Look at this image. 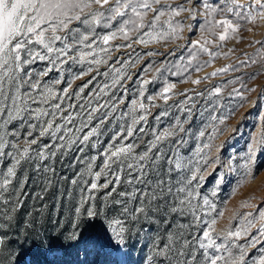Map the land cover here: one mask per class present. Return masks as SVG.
Returning <instances> with one entry per match:
<instances>
[{
    "label": "snow or ice",
    "instance_id": "6c2138e0",
    "mask_svg": "<svg viewBox=\"0 0 264 264\" xmlns=\"http://www.w3.org/2000/svg\"><path fill=\"white\" fill-rule=\"evenodd\" d=\"M187 3L193 4V0H187ZM197 9L203 17L202 22H198L201 36L186 49V62L173 64L175 71L167 67L153 68L151 63L143 71H171L172 75L181 76L193 68L195 72H201L205 65L210 66L211 61L221 55L213 48L237 39L242 28L251 32L253 27L264 25V0H195L192 7L184 3L174 7L171 0H0V165H3L0 169V204L8 206L14 198L19 200L16 192L27 183V177L18 176L22 163L33 158L43 162L56 154L47 151L50 147L47 143L33 148L38 145L34 132L39 137H49L57 150H70L74 144L87 145L90 141L96 147L101 135L99 126L120 120L123 123L100 153L103 160L99 171H92L98 157L89 159L88 171L94 176V182L88 186L87 198H81V207L94 199L92 190L112 185L108 195L116 193L123 198H114L113 203L122 205L121 213L130 218L146 215L153 208L159 209L161 204L168 212L190 217L188 224L179 226L181 231L169 235L163 247L158 248L156 255L164 258L161 264L165 261L167 264H264V210L256 215L247 212L236 221L235 227L229 223L218 229L224 211L217 212L215 203L207 196L201 198L191 187L192 181L204 179L201 174V162L207 163L204 150L211 149L213 141L224 135L226 121L236 113L218 115L224 108L219 99L206 105L204 111L209 113L210 122L203 125L195 139H206L207 142L198 143L194 156L186 158L180 148L187 144L191 135L193 116L196 113L203 116L196 108L194 96L205 97L204 92L185 89L178 93L185 97L176 105L184 119L177 117L160 129L153 126L152 139L141 151H137L141 148L137 137L145 132L144 125L152 115V108L159 107L158 100L164 104L172 100L177 95L176 84L166 83L158 93L146 96L147 85L157 77H138L135 98L128 100L125 109H120L127 99V88L122 82L132 79L128 69L135 67V62L131 57L123 59L114 53L134 49V46L147 47L152 43L182 39L185 25L177 18L188 13L195 19ZM158 54L145 53L146 56ZM200 54H206L209 60L199 63ZM169 55H175V51ZM177 59L184 61L183 53ZM193 61H197L195 66ZM38 63L44 66L40 70L32 68ZM251 63L257 61L253 59ZM239 64L247 66L248 61L241 60ZM101 66L106 70L101 72ZM74 68L79 71H73ZM230 70L239 69L230 64L203 77L193 79L189 75L182 82L200 85L218 73ZM65 73L69 78L66 79ZM96 75L110 79V83L105 82L98 91L90 93L85 103H66L73 98L75 101L84 99L81 94ZM85 76L91 79L73 90V83ZM117 88L124 89L122 97L115 95L113 90ZM190 92L194 95H189ZM223 94L224 89L216 86L208 90L206 99L220 98ZM233 95L247 100L237 88L228 92L229 97ZM169 114L164 110L154 119L159 124L161 118ZM186 123L188 128L184 126ZM25 126L27 130L21 143L19 129ZM93 137L97 140L93 141ZM169 141L171 147L166 143ZM162 145L169 147V151L165 152ZM261 146H264V128L257 130L251 138L244 163L246 177L252 174L251 168ZM6 158L10 160L8 164L4 163ZM46 170L54 172L51 167L46 166ZM109 173L112 178L99 185L101 175ZM122 179L129 188L117 192ZM245 182L246 179L241 184ZM71 183L77 181L73 179ZM212 195L215 196V192ZM129 204H135L131 211ZM243 206L248 207L247 204ZM86 214L96 215L93 205ZM4 216L10 218L7 211ZM113 223L120 226L119 233L124 231L122 220L116 219ZM257 252L260 254L256 255Z\"/></svg>",
    "mask_w": 264,
    "mask_h": 264
},
{
    "label": "rangeland",
    "instance_id": "374dc122",
    "mask_svg": "<svg viewBox=\"0 0 264 264\" xmlns=\"http://www.w3.org/2000/svg\"><path fill=\"white\" fill-rule=\"evenodd\" d=\"M171 2L174 7L181 3L186 4L187 7L195 4V0L193 4H188L187 0H171ZM200 11L197 9L195 19H191L188 13H183L177 18L185 25L181 34L182 39L167 43H152L147 47L134 46V49L114 53V56L120 55L123 59L131 57V61L135 62V67L128 69L132 79L122 82L127 88V99L125 104L120 105V109H125L128 100L135 98L139 84L138 77L145 79L157 77L147 85L146 96L158 93L166 83L176 84L177 95L172 100L167 104L156 101L159 107L152 108V115L149 116L148 123L144 125L145 132L137 137L141 144V148L137 151H141L144 144L152 139L153 126L160 129L171 124L177 117L184 119V114L176 105L185 99L178 95L185 89L205 93V97L194 96L196 108L203 112V116L199 113L193 116L191 135L187 138V144L180 148V153L186 158L194 156V149L198 143L207 142L206 139L199 141L195 139V135L202 130L203 125L210 122L209 113L204 111L206 105L219 99L224 108L220 109L218 115L236 113L226 121L227 131L224 135L213 141L211 149L204 150L207 154L205 156L207 163L201 162V174L204 179L199 181L197 178L192 181L191 186L201 198L207 196L215 203L217 212L224 211V217L217 224L219 229L227 227L229 223L235 227L236 221L247 212L256 215L260 210H264V146H261L256 153L251 175L246 177L247 169L244 167L252 136L257 130L264 128V119H262L264 117V59L261 58L264 57V25L256 27L247 25V27H253L251 32L242 28L237 39L225 42L220 48H213V51H218L221 55L212 60L210 66L205 65L203 71L195 72L193 68L185 72L183 76L172 75L171 71L176 70L172 68V65L186 62L188 58L186 49L201 36L198 22H202L203 17ZM173 50L175 55H169ZM147 52L160 54L146 56ZM182 53L184 61L177 59ZM253 59L257 63L252 64ZM205 60H209L206 54L198 56L199 63ZM241 60L248 61L247 66L240 65ZM150 63L153 68L167 67L171 71L161 73L143 71ZM196 63L197 61H193V66ZM230 64L239 70L218 73L200 85H194L190 81L182 82L189 75L193 79L203 77ZM43 66L38 63L32 68L40 70ZM105 70V67H100L101 72ZM73 71H79V69L74 68ZM65 77L69 78L67 73ZM89 79H91L90 76H85L82 80L75 81L72 85L73 90H77ZM233 80L235 83H229ZM105 82L110 83V79L96 75V79L81 94L84 99L75 101L73 98V101H66V103H85L90 98V93L98 91ZM216 86L224 89L223 96L207 100L208 90ZM233 88L244 93L247 100H241L235 95L229 97L228 92ZM113 91L118 98L124 95L122 88ZM189 95L194 93L190 92ZM241 104L244 105L243 108L240 107ZM164 110L170 114L162 117L157 124L154 117ZM15 123L19 124V121ZM122 123L120 120H112L108 124L99 126L101 135L96 147H93L90 141L87 145L74 144L70 150H57L49 137H39L37 132L33 133L38 138V145H34L33 148L43 147L47 143L50 145L47 151H55L56 154L52 159L43 162L33 158L22 163L18 176L23 174L27 177V183L23 185L22 190L16 192L19 200L16 201L14 198L12 204L8 206L0 204V239L3 240L0 244V264H161L164 258L156 255L158 248L163 247L169 235L181 231L179 226L188 224L190 217L168 212L166 206L161 204L159 209L153 208L146 215L141 214L136 218H130L127 214L121 213L122 205L113 203L114 198H123L116 196V193L108 195L112 185H109V188L92 190L91 195L94 199L84 203L83 207L80 204L81 198H87L89 195L88 186L94 182V176L89 175L88 171L89 159L98 157L92 165V171H99L103 160L100 153ZM184 126L188 128L189 124L186 123ZM217 126L225 127V125ZM11 127L9 125L10 129ZM26 130V126L19 129L21 143ZM208 131L210 132L211 128ZM96 140L97 138L93 137V141ZM166 143L171 147L170 141ZM161 147L165 152L169 151V147L163 145ZM81 148H83L82 152ZM9 162V158L4 161L5 164ZM46 166L53 168L54 172L47 171ZM2 168L3 165H0V169ZM123 175L126 176L127 173ZM111 178V173L107 176L102 174L97 183L102 185ZM73 179L77 181L76 184L71 183ZM245 179L246 182L241 184ZM127 188L129 186L124 184L122 179L117 192ZM213 192L215 196L212 195ZM244 204L248 207H244ZM90 205L94 206L96 212L94 216L86 214ZM128 207L131 211L135 204H129ZM6 211L10 218H5ZM116 219L123 222L122 233H119L120 226L113 223ZM253 232L255 234V230ZM259 254V252L256 253V255ZM164 264L167 262L165 261Z\"/></svg>",
    "mask_w": 264,
    "mask_h": 264
}]
</instances>
